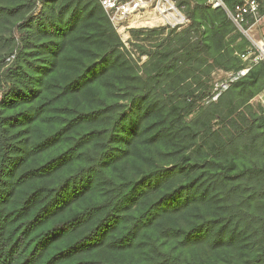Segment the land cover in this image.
<instances>
[{
  "label": "trees",
  "instance_id": "16d2710c",
  "mask_svg": "<svg viewBox=\"0 0 264 264\" xmlns=\"http://www.w3.org/2000/svg\"><path fill=\"white\" fill-rule=\"evenodd\" d=\"M175 2L126 48L97 0H0V264H264V61Z\"/></svg>",
  "mask_w": 264,
  "mask_h": 264
},
{
  "label": "built area",
  "instance_id": "2783aa9c",
  "mask_svg": "<svg viewBox=\"0 0 264 264\" xmlns=\"http://www.w3.org/2000/svg\"><path fill=\"white\" fill-rule=\"evenodd\" d=\"M106 13L113 29L126 48L133 41L134 32L170 29L180 30L189 24L188 18L176 6L175 0H97ZM208 10L222 9L235 27L243 34L244 25L257 23L264 17V0H240L229 10L223 0H204ZM254 52L243 56L249 64L239 72L244 76L253 66L264 61V46L254 47Z\"/></svg>",
  "mask_w": 264,
  "mask_h": 264
},
{
  "label": "rangeland",
  "instance_id": "374dc122",
  "mask_svg": "<svg viewBox=\"0 0 264 264\" xmlns=\"http://www.w3.org/2000/svg\"><path fill=\"white\" fill-rule=\"evenodd\" d=\"M176 3V2H175ZM243 34V33H242ZM250 44L254 47L264 46V17L261 18L257 23H251L248 25L246 29V33L243 34ZM154 42V41H151ZM149 42V43H151ZM156 42V41H155ZM145 44V43H144ZM214 80L217 85H219L222 81L227 78H230V74L223 73L221 71H216L214 74ZM221 88H225L221 86ZM253 104H261L264 106V92L260 93L253 101Z\"/></svg>",
  "mask_w": 264,
  "mask_h": 264
},
{
  "label": "crops",
  "instance_id": "0c3cea01",
  "mask_svg": "<svg viewBox=\"0 0 264 264\" xmlns=\"http://www.w3.org/2000/svg\"><path fill=\"white\" fill-rule=\"evenodd\" d=\"M264 92V91H263Z\"/></svg>",
  "mask_w": 264,
  "mask_h": 264
}]
</instances>
